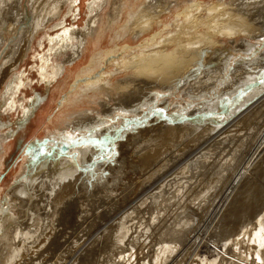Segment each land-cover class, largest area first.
<instances>
[{"label": "bare ground", "instance_id": "1", "mask_svg": "<svg viewBox=\"0 0 264 264\" xmlns=\"http://www.w3.org/2000/svg\"><path fill=\"white\" fill-rule=\"evenodd\" d=\"M18 1L22 2L21 13L14 8ZM23 1L0 0V89L25 62L40 32L71 2L25 0L24 11ZM114 1L116 13L110 16ZM222 1L203 6L193 0H93L82 29L52 38L58 43L66 41L52 51L57 57L66 53L57 72L64 83L59 106H68L55 134L82 133L81 139L85 135L92 139L82 142L94 144L80 145L76 159L57 157L52 163L22 167L5 209L0 207V264H85L92 254L91 264H102L101 252L115 264H184L190 250L197 264H244L226 260L229 258L221 251L209 261L203 254L214 252L198 242V227L184 235L198 217L201 192L219 195L207 199L213 203L207 212L210 222L242 178L253 176V170L264 176V0H234L230 5ZM154 30L159 31L144 44L131 45ZM12 35L18 37L6 51ZM157 35L159 39L154 38ZM119 49L130 52L116 58ZM46 60L39 70L42 82L53 77L46 74L47 65L53 68L49 54ZM118 77L122 80H115ZM21 83L8 88L5 99H10L0 102L3 112L12 96L21 93ZM163 105L192 117L174 121L156 110ZM148 110L165 121L148 120L155 125L130 134L119 145V157L96 166L97 155L103 154L99 139ZM42 113L40 109L35 117ZM224 113L225 117H217ZM11 136L9 132L0 135V159L12 150ZM211 149L214 156L206 157ZM47 164L49 172H44ZM83 184L88 191L80 190ZM42 188L50 193L38 197L37 189ZM91 190L100 196L88 203ZM257 191L254 206L229 208L222 226L230 228L229 246L246 248L239 254H255L259 260L254 264H264V191L256 197ZM136 206L143 213L125 225V211ZM70 211L73 219L70 223L67 219L62 228ZM162 215L165 230L159 228L161 222L158 232L147 224H137L142 219L158 221ZM251 223L254 228L249 230Z\"/></svg>", "mask_w": 264, "mask_h": 264}, {"label": "rangeland", "instance_id": "2", "mask_svg": "<svg viewBox=\"0 0 264 264\" xmlns=\"http://www.w3.org/2000/svg\"><path fill=\"white\" fill-rule=\"evenodd\" d=\"M24 1H23V3H24ZM194 1L200 2L204 6L207 4L216 3V1L218 2L221 0H193V2ZM226 1L230 5L233 3L234 0H224V1H222V3L226 2ZM92 2H93V0H71L70 7L67 6V8L63 10L62 15L58 19L52 21L51 24H49L45 30L40 32L39 37L37 38V41L34 44V47L30 51L28 57H26L24 59L25 62H22L20 64L18 71L12 72L9 75L8 79L4 82V84L2 85V87L0 89V93H1L0 102H1L2 100L5 99V95H7V90L11 86V84L12 83L18 84V83H21V79L23 80L20 87H19L21 93L18 91L19 92L18 96L17 95L15 97L12 96V101L8 104L9 106L7 107L6 113L0 109V135H2L4 133L6 134L8 132L12 133V136L10 138V147L12 148V150L9 149L6 152V154L0 159L1 164H2V166H0V207H2L3 209H5V206H6L5 201L8 199V196L10 195V191L12 190L13 186L15 185L16 179H18L19 174L22 171V167H24V166L29 167V166H33L36 164H37V166H40L42 164V162L48 161V160H49L48 162L52 163L53 161H50V160L53 158L55 159L57 157H58L57 160L61 159V157L71 159V158H74V156L76 159L75 154H76L77 149H79L83 146H86V145L92 146L94 144V143L93 144L88 143L90 141L82 142L84 138H85V140H92L91 138L88 137V135H85V137H83V139H81V136H83L82 133H80V134L79 133L78 134L72 133L70 135H68V134L65 136L62 135V137L59 136L57 133L55 134V132H56L55 129H57V127L59 126V123L62 121V119H64V116L66 117V115H67L65 109L68 108V106H65L64 108H60V106H59L60 98L63 94V92L60 93V90L62 89L64 83H62V78L58 75V72H57L58 67L60 65H62L63 60L66 57V53H63V56L57 57L52 52L53 49L56 48L57 46H62V45L64 46L66 44V41L64 42V40H62L60 43H58L55 41L56 39L53 41L52 38H55L56 35H59V34H61V35L67 34L68 32L71 34V32L77 31L78 29H82L86 25L87 21L89 20V14H90L89 9H90V4ZM115 2L116 1H114L113 6L111 7V10H110L111 14H109L110 16H112L116 13V11H114V9L117 7ZM242 2H244V0L240 1L239 3H242ZM21 3L22 2L18 1L14 7L20 13H21V10H19V7L21 6ZM25 4L26 3L22 4V7L23 8L25 7L24 11L27 10V5H25ZM184 4L189 5L190 2L184 3ZM28 6H29V4H28ZM22 13H24V12L22 11ZM168 18H169V15H166L165 19H168ZM172 20H174V19H170V21H172ZM58 25H61V26H58ZM22 26L23 25L20 26V29ZM25 27L27 28V25ZM22 29L24 30L25 28H22ZM158 31L159 30H154L151 34L150 33L148 35L145 34L146 36L144 35L138 42H134V43H132V44L130 43V44L133 46L142 44L145 39L147 40L148 37L150 38L152 35L154 36V34L157 33ZM17 37L18 36H14V35L9 37V39H8L9 41L6 43L7 46L6 45H5L6 47L4 46L6 51H8V49L11 46H13V43ZM158 37H159V35L155 36L154 38L159 39ZM63 42H64V44H63ZM121 45L123 46L126 44L120 43L119 46L121 47ZM4 47H2V48L4 49ZM63 51L64 50H62V52ZM128 52H130V51L126 52V50L124 51V49H119L118 52H115L114 54H115L116 58H118V57H120V54H121V57L123 55L124 56L128 55L127 54ZM48 54L51 56V59H52L51 64H52L53 68H51V65H47L46 68L49 71H46L47 72L46 74L47 75L50 74V76H53V77L51 78L50 82L49 81L42 82L40 80L39 70H41L42 64L47 63L46 59L48 58ZM46 68H44V69H46ZM43 71H45V70H43ZM115 80L121 81L122 77H118ZM247 95H248V93H247ZM245 96L246 95H244V97ZM8 99H10V98H7L5 100H8ZM173 103L175 104L176 100ZM160 104L161 103H159V105ZM163 106L159 107L156 110L159 112L162 111L163 114H165L167 117L170 116L171 118H173L174 121L176 119H179V118L183 119L182 117H184V118H189L190 116L192 117V115H189V112L188 113L187 112L183 113V111H179V112L172 111L171 112L170 111L171 108L167 109L166 106H164L165 108ZM40 109L43 112L42 116L35 117L36 112H38ZM165 109H167V110H165ZM156 110L154 109V111H156ZM154 111H152L151 113H153ZM151 113L148 110V112L141 115V117H137V118L134 117V119H127L126 121L122 122L121 124L118 125V127L115 128L116 133H113L110 136L109 135L105 136L106 138L103 137L105 139L100 138L98 142L102 146V149H103L102 153L103 154L97 155L96 159L98 162L95 165L97 166L100 163L105 162V161L107 163L108 162L110 163L111 162L110 159H112L115 156H116V158L119 157V151H118L119 145L121 143L125 144L126 139L128 136H130V134L135 135L138 132V130L142 131V130H144V128L145 129L151 128L150 126L155 125V122L152 123V122H149L148 120L158 118L157 119L158 124L165 121V119L163 117H160L157 114L152 115ZM172 114L173 115L175 114L174 117ZM1 116H2V118H1ZM225 116L226 115L224 113V114L218 115L217 117L221 118V117H225ZM210 119H212V118H210ZM223 120H224V118H222L220 121H223ZM112 123H114V122H112ZM4 124L8 125V126L5 127ZM60 138H61V140H60ZM236 139L237 138H235L234 140H236ZM229 144H231V143H229ZM80 145H81V147H80ZM75 147H76V149H75ZM212 149L215 150V147ZM214 150L207 152L205 156L206 157L214 156V153L217 152L216 150L215 151ZM213 151H214V153H213ZM207 155H209V156H207ZM96 159H94V161ZM185 159H187V157H185ZM210 159H212V158H210ZM183 162H185V161H183ZM188 162L191 163L192 161L188 160ZM190 165H188V166H190ZM85 167H89V165H87ZM44 168L45 169H43V171L47 172L48 171L47 169L50 168V165L47 164ZM93 168L95 170V166ZM93 168H90V169L93 170ZM90 169H88V171ZM252 172L251 173L253 174V176L248 175L247 178L245 177L246 180L244 178H242V180H244V182L242 180H240L242 184L240 183V181L236 184V186L238 188L235 186L236 188L234 187V189H233L234 191L233 190L231 191L232 193H231L230 197L228 198V200L229 199L230 200L225 201V203L220 207V209L222 208L220 210L222 213L220 211H218L216 213V215L214 216V219L210 220V222L206 221L208 218L211 219V217L209 216V214L207 212H208L209 206H211L210 204H213V203H210L209 201H210V199H213V197L215 198V196L219 197V195L213 194L214 195L213 196L211 194V195H209L210 197L208 195H207L208 196L207 197L206 195H204V194H206V192L204 193V191H203V192H201V196H202V194L204 195V196H202L203 198H201V196H199L200 197V199H198V200H200L199 205H198V217L199 218L198 217L193 218L194 224L185 228L184 235L187 236L189 234V231H192L193 229L198 227V232H200L199 236H198L199 237L198 242L200 241L199 242L200 245H208L210 247V250L212 252H214V253H211L210 256H209V254H203V256L208 257L209 261H210V259L214 260L215 258H217L216 255L221 251V252H225L222 254L226 255V257L229 258V259H226L228 261H230V259H231V260H234L235 262L244 263V264H254L255 262L258 263V261H257L258 257L255 254L250 253V255H249V254H247L248 253L247 251L242 252V255L239 254L241 251H243L246 248H242V246H241L240 249L237 250L236 249L237 244L229 246L228 243H226V242H228L227 239H228L229 235L227 233L229 232L230 228L222 226V221L224 219H227V216H228L227 214H229L230 209L233 210L234 208H238V207H241V209L243 207L244 208L246 207V209H243V210L250 209L255 204L254 196H255L256 191L258 190L256 197H259L258 194L264 191V189H263L264 188V184H263L264 183V180H263L264 176L261 175V172L259 170H257V171L253 170ZM97 173H99V172H97ZM103 173L107 174V176H108L107 171H104ZM258 173H260V174H258ZM41 174L44 175V173L42 171H41ZM254 177H255V179H254ZM40 179H42V178L40 177ZM213 180L217 181V178L216 179L214 178ZM91 183H93V180L91 181ZM253 183H255V184H253ZM248 184L249 185L251 184L250 185L251 187L253 186L252 189L253 188L254 189L252 191H249V188H251V187ZM254 185H255V187H254ZM201 186H202V184H201ZM201 186H200V188H201ZM240 187H241V190H240ZM259 187H260V189H259ZM238 189L240 190V192ZM255 189H256V191H255ZM80 190H87L88 191L89 187H88V185L86 186V184H83L82 188H80ZM245 190H247V192H249V193H247ZM254 191H255V193H253ZM45 192H44L43 188L41 191H40V189H37L38 197H42L43 195L50 193L48 191H45ZM91 192H92V190L90 191V196H88V198H87L88 203L93 202L94 200L96 201L98 196H100L99 192L97 190L95 191L96 194H98L97 197L93 196V195H96L95 192H92V193ZM219 192L220 191H218L217 193H219ZM243 194L245 195V197H243L244 196ZM240 197H242V198H240ZM207 199L209 201H207ZM234 200H236V201H234ZM70 203H72V201H70ZM205 203H206V205H205ZM202 204H203V206H202ZM237 205H239V206H237ZM200 206H202V207H200ZM226 206L228 208H226ZM199 208H200V210H199ZM202 209H204V210H202ZM10 210L12 211V209H10ZM200 211H202V212H200ZM42 212L43 211H41L40 213H42ZM199 212H200V214H199ZM71 213H73V211H70V214H68V216L66 217V221L61 222L60 226L62 228L67 226V219H68L69 223L73 219V214L71 215ZM90 213H92V212H90ZM125 213L126 214L123 216L124 217L123 223L125 225H128L129 220L133 219L134 216L141 215L143 212L142 213L139 212L137 210V206H136L135 209L130 208L129 210L125 211ZM222 214H223V217H222ZM201 215L203 216V218ZM215 218H216V220H215ZM221 218H222V220H221ZM163 219H164V217L162 215L158 219V221L148 223V222H145L144 219H142V220H138L137 224H141V223L147 224V226L152 228L153 231L158 232L159 229L157 228V225ZM197 219H199V221ZM26 220H27V217L25 218V221ZM195 221H197V223ZM211 221H213L214 223H212ZM200 222H201V224H200ZM216 222H217V224H216ZM218 222H220V223H218ZM69 223H68V225H69ZM73 224L74 223L71 222L70 226L73 227L74 226ZM205 224H207V225H205ZM218 224L220 227H218ZM249 225H251V226H249ZM249 225L247 226L248 229L252 230L254 228V225L252 223ZM161 226H163V227H161ZM212 226H213V228H212ZM159 228H161V230H165V228H166L165 223L161 222L159 225ZM136 235H134V236H136ZM206 235H207V237H206ZM225 243H226V246H225ZM109 244L111 245L112 241H109ZM210 244H212V245H210ZM213 245H215V246H213ZM216 247H218V248H216ZM230 248L232 250L231 253L229 252ZM262 249H263V251L261 254L262 255L261 259H263L262 261H264V254H263L264 253V246ZM188 252H190V253H188ZM188 252H187L188 255L186 253V256H184L182 262L185 264V261H186V263L189 261V264H197V261H195V258L190 256V255H192V256L194 255V251L190 250ZM215 253H217V254L215 255ZM97 256H98V253L95 255V258ZM230 256L232 258H230ZM246 256L248 258H246ZM93 257H94V255L92 254L91 260L85 264H91V262L94 259ZM251 259H252V261H251ZM99 260L102 262V264H108V263L115 264V262L113 261V259L111 257H109V256L107 257V255L103 254L102 252H101V256H100Z\"/></svg>", "mask_w": 264, "mask_h": 264}]
</instances>
